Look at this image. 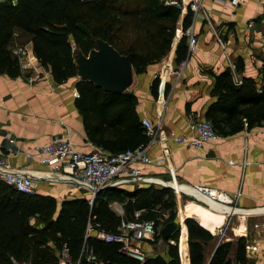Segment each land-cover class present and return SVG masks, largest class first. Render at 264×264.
Instances as JSON below:
<instances>
[{
	"label": "trees",
	"instance_id": "obj_1",
	"mask_svg": "<svg viewBox=\"0 0 264 264\" xmlns=\"http://www.w3.org/2000/svg\"><path fill=\"white\" fill-rule=\"evenodd\" d=\"M180 12L164 0H0V73L11 77L22 74L18 58L8 48L16 29L30 36L34 56L49 67L55 83L77 75L76 49L86 55L96 46V38L106 40L122 54L130 53L133 72L142 73L147 65L159 62L177 41ZM192 16L188 8L182 19L183 31L191 25ZM263 17L264 4L263 13L255 19ZM188 55L187 37L182 34L176 44L175 62L186 60ZM209 73L214 77L210 94L215 100L207 107L205 118L218 134L233 135L264 122V57L259 81L242 76L237 83L229 68ZM158 82L157 76L151 84L155 98ZM75 87V106L86 136L95 146L118 152L147 142L136 112L135 94L127 90L109 92L81 78ZM112 202L121 203L122 216L112 208ZM137 211L141 219L166 214L163 226L174 221L172 189L153 184L132 190L106 187L96 193L91 204L86 197H74L63 199L58 206L52 195L22 193L0 180V264H12L10 256L30 264H59L58 253L64 245L73 261L88 247L97 260L107 264H180L178 238L180 234V246L186 231L189 264H251L244 236L219 239L188 213L185 216L190 217L184 222V217L180 219L181 233L175 231L164 240L166 258L156 254L140 262L120 252L117 243L85 234L89 221L114 232L122 217L133 219ZM209 228L214 232V227ZM160 238L156 234L152 242ZM82 264L92 263L82 258Z\"/></svg>",
	"mask_w": 264,
	"mask_h": 264
},
{
	"label": "crops",
	"instance_id": "obj_2",
	"mask_svg": "<svg viewBox=\"0 0 264 264\" xmlns=\"http://www.w3.org/2000/svg\"><path fill=\"white\" fill-rule=\"evenodd\" d=\"M263 4L264 0H244L232 8L228 0H201L199 15L195 19L192 17L190 25L198 42L182 70L169 73L164 64L167 60L173 68L177 65L175 48L183 32L182 19L186 13L183 10L176 26L174 39L177 41L173 42L168 57L147 65L142 73L133 72L127 91L137 97L136 112L140 120L148 118L156 123L160 107L164 105L162 123L165 130L192 134L191 121L205 118L207 107L215 100L210 94L214 77L209 70L218 73L229 68L233 79L246 76L259 81L264 57V17L255 18L263 13ZM250 20L253 26L247 25ZM16 45L27 48L33 68L22 70V74L16 77L0 73V156L6 157L16 170L35 172L46 168L37 157H28L26 153H32L37 145L49 142L56 135H68L82 152L94 150L97 146L88 140L82 116L75 106V83L79 77L72 76L64 83H55L49 67L41 65L34 56L30 36L20 29L15 30L8 48L11 50ZM157 76L164 82V89L160 91L157 87L155 98L151 84ZM252 129L229 136L218 134L217 140L198 148L171 142L167 162L176 168L180 182L199 183L222 190L232 200L226 204L237 210L226 218L220 214V225L216 228V219L207 210L190 204L196 200L183 197L178 199L182 209L188 206L183 209L184 216L194 210L196 217L190 216L212 234H218L219 239L234 240L244 236L250 246H257L256 250L247 251L251 264H264V226L260 225L264 222V212L257 210L264 206V133ZM6 130L15 137L14 144H9L2 137ZM7 147H11L13 152H9ZM148 153L152 158H158L162 154L160 144H150ZM139 167L142 173L168 178L165 163L139 164ZM137 186L146 185L130 183L123 188L132 190ZM35 191L54 196L58 206L65 198L86 197L80 190L61 183L36 181ZM112 204L114 207L121 205L118 202ZM207 226L215 227V232ZM185 235L187 231L182 235L180 246V235L178 238L180 264H189ZM148 243L150 241L141 243L147 256L160 254L167 257V249L147 253L144 244Z\"/></svg>",
	"mask_w": 264,
	"mask_h": 264
},
{
	"label": "built area",
	"instance_id": "obj_3",
	"mask_svg": "<svg viewBox=\"0 0 264 264\" xmlns=\"http://www.w3.org/2000/svg\"><path fill=\"white\" fill-rule=\"evenodd\" d=\"M243 1L228 0L232 8L237 7ZM164 3L173 5L180 11L189 8L193 12V19L199 15L201 7V0H164ZM247 25L253 26V21L250 20ZM182 34L187 37L188 52L191 53L198 42L193 26L188 27ZM11 52L18 58L21 70L33 68L28 58V50L24 45L13 46ZM185 62L186 60H182L175 68L170 63L167 64L168 62H165L164 66L169 68V73H179ZM29 80H32V78L30 77ZM234 80L237 83L241 82L240 78ZM162 89H164V82L160 80L158 90L161 91ZM163 108L164 105L160 107L156 123L148 118L141 119V124L148 137L145 144L118 152H109L101 147H95L94 150L89 152H82L75 147L74 142L68 135H56L49 142L37 145L32 153H26L28 157H37L40 163L45 166V171L22 172L13 168L6 157L0 156V180L22 193L34 192L36 181L65 184L78 191L80 190L88 199L89 204L92 203L96 193L102 188L124 187L132 183L137 185L153 184L166 186L172 189L176 198L189 196L196 201L205 202L210 200L227 205L226 202H231L232 200L225 192L199 183L180 182L177 179L176 168L167 162L170 156L169 144L171 142L175 145L198 148L206 142L217 140L219 135L211 121L206 118H195L191 121L192 134H178L174 131L165 130L162 123ZM2 137L9 144L16 142L15 137L7 130L3 132ZM154 142H158L162 149V154L156 159L152 158L148 153V146ZM7 150L13 152L11 147H7ZM160 163L166 164L167 179L156 177L153 174L142 173L139 167V164L151 165ZM229 163H233V160H229ZM222 195L227 198H222ZM207 204L209 205L208 202ZM112 208L115 211H119V215H123L122 205L112 206ZM257 210L264 212V206ZM229 215H231V212H228L227 216ZM165 219L166 214L157 216L155 219H141L139 218V211H137L133 219L122 217L114 232L105 230L99 222L89 221L85 234L86 236H95L106 242H115L119 245L120 252L142 262L147 254L141 247V243L143 241H154L155 235L160 234ZM260 225L264 226V222L260 223ZM256 247L250 246L247 242L245 244L246 252L250 249L256 250ZM58 257L59 264H82V258L87 263L107 264L97 260L92 249L88 247L84 249L76 261L71 259L68 248L65 245L59 251ZM10 261L12 264H30L29 261L19 260L14 256H10Z\"/></svg>",
	"mask_w": 264,
	"mask_h": 264
},
{
	"label": "water",
	"instance_id": "obj_4",
	"mask_svg": "<svg viewBox=\"0 0 264 264\" xmlns=\"http://www.w3.org/2000/svg\"><path fill=\"white\" fill-rule=\"evenodd\" d=\"M95 45L86 55L76 49V76L89 80L109 92L126 90L133 80L131 54L120 53L101 38L95 39ZM175 231L180 233L181 224L175 221L167 222L160 230L161 238L168 240Z\"/></svg>",
	"mask_w": 264,
	"mask_h": 264
},
{
	"label": "rangeland",
	"instance_id": "obj_5",
	"mask_svg": "<svg viewBox=\"0 0 264 264\" xmlns=\"http://www.w3.org/2000/svg\"><path fill=\"white\" fill-rule=\"evenodd\" d=\"M186 9H185V11H186ZM167 57H168V52L159 61H161V60L163 61ZM128 88L126 90H128ZM252 130H254L256 132H260L261 131L262 133H264V122H262L260 125L256 126V128H254ZM180 199H182V198H180ZM184 199L185 200L186 199L187 200H193L189 196H185ZM184 199H183L182 204H184V201H185ZM196 202L199 203V204H201V205H203V206L209 207V205L207 204L206 201L205 202L204 201H202V202L201 201H196ZM179 205H180V200L175 197V218H174V221H177V222H179V220H178V217H179V215H178V207H179ZM191 215L196 217V214H195L194 210H192ZM216 236H218V234ZM212 245H213V242H211L209 244V246H207V248H208L207 250H210L211 247H212ZM144 248L147 250V253H150V252H152V253H159V252L165 251L167 249V245H166L165 241L162 238H160V239L156 240L155 242H150L148 244H144ZM180 252H181V250H180Z\"/></svg>",
	"mask_w": 264,
	"mask_h": 264
},
{
	"label": "bare ground",
	"instance_id": "obj_6",
	"mask_svg": "<svg viewBox=\"0 0 264 264\" xmlns=\"http://www.w3.org/2000/svg\"><path fill=\"white\" fill-rule=\"evenodd\" d=\"M178 188H179V186H178ZM222 198H224V199H226L227 197L226 196H224V195H222L221 196ZM179 198V197H178ZM180 199V198H179ZM208 203H209V207H205V206H203V205H201V204H199V203H197V202H195V203H193V202H191L190 204L191 205H195V206H197L198 208H201V209H204V210H207L209 213H210V215L214 218V219H216V223H215V227L217 228V226L218 225H220L219 224V216H221L222 214V216H227V214H228V212H231V213H234V212H236L237 210L236 209H234V208H232V207H230V206H227V205H222V204H220V203H218V202H216V201H210V200H206ZM182 206L180 205V208H178V215H179V217H178V220H179V223L181 224V221H180V219H182L183 217V222H184V219H185V217L186 216H184V210H186V208L188 207H186V208H184L183 207V209L181 208ZM239 211V210H238ZM244 211V210H243ZM221 214V215H220ZM226 218V217H225ZM217 219H218V221H217ZM215 227H214V230H215ZM215 232V231H214ZM240 232V231H239Z\"/></svg>",
	"mask_w": 264,
	"mask_h": 264
}]
</instances>
